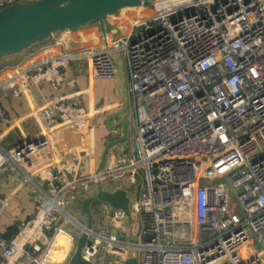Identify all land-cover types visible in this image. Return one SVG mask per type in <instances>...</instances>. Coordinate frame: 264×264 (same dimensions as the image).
Masks as SVG:
<instances>
[{"label":"built area","instance_id":"built-area-1","mask_svg":"<svg viewBox=\"0 0 264 264\" xmlns=\"http://www.w3.org/2000/svg\"><path fill=\"white\" fill-rule=\"evenodd\" d=\"M18 1L0 0V9ZM151 3L155 15L132 20L127 33L17 78L20 96L31 82L63 83L61 70L86 59L93 79L112 80L116 55L126 57L136 125L129 181L141 173L142 191L130 204L131 221L104 203L112 209L109 228L94 225L82 256L95 264H264V0ZM59 119L81 133L88 128L78 104H60ZM47 150L45 138L14 150L0 143V167L12 163L28 183L48 184L33 216L11 239L0 238V264H52L58 234L86 230L67 195L82 157L50 164ZM126 163L112 155L85 181L86 191ZM8 207L0 196V218ZM133 213L143 223L134 233L123 229L127 220L135 224Z\"/></svg>","mask_w":264,"mask_h":264},{"label":"crops","instance_id":"crops-1","mask_svg":"<svg viewBox=\"0 0 264 264\" xmlns=\"http://www.w3.org/2000/svg\"><path fill=\"white\" fill-rule=\"evenodd\" d=\"M132 11H121L107 18L104 21L106 34L95 23L75 32L55 35L47 43L35 45L20 54L0 58V85H3L0 89L1 145L7 150H14L27 141L45 138L48 149L45 160L50 164L75 154L80 155L82 161L78 178L72 181L67 195L76 198L69 210L84 224H87V218L82 213L81 204L91 196L86 191L85 181L101 171L108 149L106 162L112 155L116 160L127 162L119 173L109 179L117 182L114 190L122 188L129 196V190L135 187L138 178L142 180L141 173H137L136 184L129 181L136 125L135 100L130 90L126 57L123 53L116 55L118 73L112 80L93 79L89 62L79 59L71 61L61 70L64 79L61 84L31 82L28 90L20 96H16L14 90L22 70L31 68L36 71L42 63L63 57L67 51L97 46L106 37L112 39L127 33L131 28L130 22L145 13L144 8ZM71 81H74V85H70ZM60 104L85 107L88 113V128L85 132H79L71 123L60 121ZM43 190H46L45 185L28 183L14 164L0 167V196L9 202V207L0 218V238L11 239L17 227L33 216L43 198ZM141 191L142 181L140 190L133 191L134 201L139 200ZM95 226V230L109 228V225L106 228L101 224ZM142 227L143 224L135 232Z\"/></svg>","mask_w":264,"mask_h":264},{"label":"water","instance_id":"water-1","mask_svg":"<svg viewBox=\"0 0 264 264\" xmlns=\"http://www.w3.org/2000/svg\"><path fill=\"white\" fill-rule=\"evenodd\" d=\"M152 1L155 0H19L0 9V58L20 54L35 45L47 43L55 35L75 32L95 23L106 34L104 21L107 18L125 9L147 6ZM68 41L71 43V38ZM36 141L37 139L26 143ZM108 151L109 149L101 168L105 165ZM98 186L97 193L81 204L82 213L87 218L86 230L80 235H74L67 229L60 232L48 257L49 263L95 264L82 256V251L88 244V232L94 228L92 206L95 202L107 203L115 210L124 211L131 221L128 192L122 188L105 190L101 183ZM45 188H48V184H45ZM145 238L150 239L149 236ZM61 239H64V243L58 245ZM70 240L74 242V249L67 255L65 252ZM58 257L60 258L57 259ZM127 264H136V260H130Z\"/></svg>","mask_w":264,"mask_h":264},{"label":"rangeland","instance_id":"rangeland-1","mask_svg":"<svg viewBox=\"0 0 264 264\" xmlns=\"http://www.w3.org/2000/svg\"><path fill=\"white\" fill-rule=\"evenodd\" d=\"M152 4V3H151ZM151 4L149 6H146L144 8V15H142V17H140L141 19L144 18H148V17H152L155 15V10L152 8ZM127 10V12H129L132 9H125ZM123 10V11H125ZM138 9H133L132 12H136ZM134 133V132H133ZM260 148H264L263 145H260ZM141 179L138 178V182L135 185V187L133 186V188H130L129 190V197L131 199H133V191L134 190H140V186H141ZM115 184H117L116 181L114 180H108L102 183V188L105 190H114L115 188ZM98 184L97 185H92L90 186V195H95L98 191ZM131 191V192H130ZM132 193V194H131ZM140 199V198H139ZM135 199L131 200V202H135ZM108 206H110L108 204ZM111 207V206H110ZM72 213H74L72 211ZM75 214V213H74ZM92 216H93V222L94 225H98L101 224L102 227H108V225L110 224V218L112 216V209H110L109 207H107V209L105 208V204L101 203V202H95L92 206ZM141 216L136 215L135 213H133V218L135 220V224L130 225V223L128 222V220L125 222V228H123L124 230H126V228L130 229L131 231L135 232L138 229V226H140L142 223V220L140 218ZM96 228V226H95ZM74 249V242L72 240L69 241L68 245H67V255H69V252L72 251ZM252 253V252H250Z\"/></svg>","mask_w":264,"mask_h":264},{"label":"bare ground","instance_id":"bare-ground-1","mask_svg":"<svg viewBox=\"0 0 264 264\" xmlns=\"http://www.w3.org/2000/svg\"><path fill=\"white\" fill-rule=\"evenodd\" d=\"M129 9H135L136 10V8H129ZM139 9V8H138ZM63 243H64V239H61L60 241H59V244L58 245H63ZM67 244H68V242H67ZM62 249V248H61ZM61 252V250L60 251H58V253H60ZM66 252H67V249H66ZM65 252V253H66ZM60 257H58L57 259H59Z\"/></svg>","mask_w":264,"mask_h":264},{"label":"trees","instance_id":"trees-1","mask_svg":"<svg viewBox=\"0 0 264 264\" xmlns=\"http://www.w3.org/2000/svg\"><path fill=\"white\" fill-rule=\"evenodd\" d=\"M16 232H17V229H16L15 233L13 234V236L16 234ZM13 236H12V237H13ZM12 237H11V238H12Z\"/></svg>","mask_w":264,"mask_h":264}]
</instances>
